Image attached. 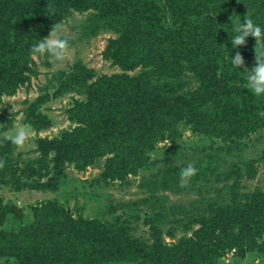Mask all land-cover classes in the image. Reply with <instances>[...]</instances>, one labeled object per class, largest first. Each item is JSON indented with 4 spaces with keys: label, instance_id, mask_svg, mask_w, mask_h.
Wrapping results in <instances>:
<instances>
[{
    "label": "trees",
    "instance_id": "obj_1",
    "mask_svg": "<svg viewBox=\"0 0 264 264\" xmlns=\"http://www.w3.org/2000/svg\"><path fill=\"white\" fill-rule=\"evenodd\" d=\"M75 12L86 15L79 41L115 34L102 56L119 71L97 75L76 60L55 72L24 121L49 128L40 105L71 93L72 125L36 139L39 155L28 160L0 133V190L59 191L68 164L84 171L104 159L92 186H128L141 174L146 195L98 205L93 217L52 199L25 215L0 195V264H228V254L232 264H264V188L242 191L264 161V151L245 156L264 129V98L225 58L239 50L245 66L255 64L254 37L232 48L230 17L243 22L248 12L264 28V0H0V98L30 86L39 74L31 44ZM43 63L51 66L47 55ZM188 163L198 171L181 182ZM165 192L195 198L170 202Z\"/></svg>",
    "mask_w": 264,
    "mask_h": 264
},
{
    "label": "rangeland",
    "instance_id": "obj_2",
    "mask_svg": "<svg viewBox=\"0 0 264 264\" xmlns=\"http://www.w3.org/2000/svg\"><path fill=\"white\" fill-rule=\"evenodd\" d=\"M85 16V14L75 12L63 25V31L61 33L62 37L66 39H75L77 42L69 46L67 54L62 61L49 58L51 66H46L45 63H43V61H45V56H36L35 60L37 61L39 74L38 76H32L30 86L28 88L27 86L22 87L14 96H2L0 98L1 136L6 137L5 133L8 132V130L12 129L14 126L25 123V108L45 92L42 88L48 84V81L52 78V75L55 72L61 69H69L76 60H82L88 65V67L94 68L97 75L113 74L119 71L116 67L111 66L109 61L104 60L102 56L108 38L115 37V34L111 32H101L99 35L91 37L88 40H78L80 35L79 24ZM52 91L53 88L49 90L50 93ZM71 96V93H67L58 99L52 98L50 101L46 103L43 102L40 105V112L48 114L52 118L53 123L49 128L42 130L41 132L35 131L31 126V133L28 140L22 146H15V155L23 153V157L26 160H28V158L31 159L38 157L39 153L33 152L37 146L36 139L40 137H56L62 130H66L72 125L68 119L67 112V108L72 107ZM9 120L10 126L1 132V129L5 125H9ZM184 135L186 136L187 145L193 147L194 140H197L194 138L195 136L191 135L190 131H186ZM164 143H166V141ZM164 143L159 142L157 146L163 147L165 145ZM168 144L169 143H166V145ZM248 149L249 151L246 150L245 156L248 155L249 158L251 156L256 157L257 152L262 153L264 151V129L253 134L249 138ZM189 152H192L191 149H189ZM103 163L104 159L96 165L87 166L84 171L76 169L74 164H68L66 166L67 176L64 185L59 191L25 190L20 193H14L10 196V191L8 189H2L0 190V195L5 201L10 200L9 202L14 205L16 204L25 215L31 211L33 205H41L52 199L59 200L60 202H68L70 209L77 208L84 216L90 217H93L95 214L92 211V208L98 207V205L102 206L110 203V201H112L113 204L130 202L146 195V191L139 187V183L142 179L141 174L136 177L130 176L133 179H131L132 183L128 186H119L118 180H115V182L109 187H104L102 183L100 185L95 184L92 186L91 183L104 169ZM256 187L264 188V161L257 163V171L253 178H244L242 181L243 192L250 191ZM76 190H78V194L76 196H71ZM89 193L100 194L102 197L101 202L97 203L88 198ZM165 194L169 196L170 202H183L184 204H188L189 199L195 198L194 195H173L169 192H165ZM139 224V233H147V225L143 224L142 221L139 222ZM166 240L170 241L171 239L167 236ZM233 261L234 259L231 258V255L228 254L225 256L226 263L232 264Z\"/></svg>",
    "mask_w": 264,
    "mask_h": 264
},
{
    "label": "clouds",
    "instance_id": "obj_3",
    "mask_svg": "<svg viewBox=\"0 0 264 264\" xmlns=\"http://www.w3.org/2000/svg\"><path fill=\"white\" fill-rule=\"evenodd\" d=\"M234 14L230 17L232 35L230 37L233 49H238L244 45L248 37L255 38V64L251 67L245 66V59L239 50H236L234 55L225 57L230 61L234 69H238L243 74V86L248 89L254 96L264 98V28L254 22L250 18L248 12L244 17L243 22L239 19H233ZM63 25L56 22L52 25L47 36L38 38L30 46V55L45 56L54 58L57 61H62L69 48V41L63 38L61 33ZM243 68L241 71L240 69ZM258 116L264 117V109H259ZM31 133V125L27 122L14 126L5 133L6 138L10 139L11 143L16 146H22L29 138ZM178 163V162H177ZM198 169L191 163H188L179 169V177L181 182H185L197 173Z\"/></svg>",
    "mask_w": 264,
    "mask_h": 264
}]
</instances>
